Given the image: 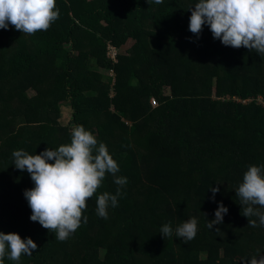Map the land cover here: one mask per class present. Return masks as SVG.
<instances>
[{
    "label": "trees",
    "instance_id": "16d2710c",
    "mask_svg": "<svg viewBox=\"0 0 264 264\" xmlns=\"http://www.w3.org/2000/svg\"><path fill=\"white\" fill-rule=\"evenodd\" d=\"M196 2L56 0L59 17L46 31L0 29V232L37 244L18 264H249L264 256V226H247L259 220L242 215L235 193L249 166L264 171V57L223 45L207 25L191 33ZM128 43L115 63L107 58L108 46ZM62 107L71 110L66 125ZM76 125L107 146L127 184L108 218L99 217L98 195L118 188L106 173L86 201L87 222L61 242L30 220L24 191L34 183L12 152L68 144ZM219 203L228 212L209 229ZM191 218L197 234L185 242L175 228ZM165 224L171 237L160 233Z\"/></svg>",
    "mask_w": 264,
    "mask_h": 264
},
{
    "label": "clouds",
    "instance_id": "9594fccd",
    "mask_svg": "<svg viewBox=\"0 0 264 264\" xmlns=\"http://www.w3.org/2000/svg\"><path fill=\"white\" fill-rule=\"evenodd\" d=\"M161 4L163 0H154ZM149 3V0H148ZM188 10L189 31L199 37L203 26L207 25L214 39L225 46L245 47L264 57V0H198ZM59 12L56 0H0V29L9 25L23 34H35L46 31L57 20ZM14 166L27 171L34 187L26 189L24 196L31 209L30 220L49 232L55 233V239L66 241L87 222L83 216L86 201L101 187L106 173L114 177L118 186L116 193L104 192L96 200V214L108 218V208L118 206L121 188L127 184L126 177L116 176L118 163L110 155L107 146L97 141L94 134L82 125L73 126L71 141L56 149L46 148L40 154L26 151L12 152ZM49 161H54L50 163ZM212 199L219 188H211ZM236 196L243 207L242 215L255 216L259 220L248 219L250 227L264 226V171L262 166L251 165L243 175V181L236 190ZM228 209L219 203L215 219L208 221L207 227L221 224ZM197 219L191 218L175 228V236L187 242L197 234ZM219 229H217L218 231ZM162 236L171 237L173 228L165 224L160 228ZM37 244L31 239H22L17 233L0 232V264L7 257L18 262L22 255L32 256ZM249 264H264V256L257 259L252 256Z\"/></svg>",
    "mask_w": 264,
    "mask_h": 264
},
{
    "label": "rangeland",
    "instance_id": "374dc122",
    "mask_svg": "<svg viewBox=\"0 0 264 264\" xmlns=\"http://www.w3.org/2000/svg\"><path fill=\"white\" fill-rule=\"evenodd\" d=\"M153 45H156V44L153 43ZM130 46H131V44L128 43L122 49L116 50L115 56L118 55V54H124V53L127 54L128 52H130ZM115 56L111 55V56H109V59H110V57H114V59H115ZM106 75H108L109 77L113 76L112 73H108ZM166 94H167V96H169V92H166ZM28 97L33 99L34 98V93L32 91H30L28 93ZM258 100H259V103L264 105V101H263V99L261 97H259ZM152 101H153V99H151V102H150L151 106L153 107V109L157 108L158 104H157V106H154L152 104ZM247 103H248V100H247ZM70 115H71V110L69 108L62 107V109H61V117L58 120L59 123H61V125H66L68 123V121H69Z\"/></svg>",
    "mask_w": 264,
    "mask_h": 264
},
{
    "label": "built area",
    "instance_id": "2783aa9c",
    "mask_svg": "<svg viewBox=\"0 0 264 264\" xmlns=\"http://www.w3.org/2000/svg\"><path fill=\"white\" fill-rule=\"evenodd\" d=\"M115 53H116V49L113 48V47L108 46V48H107V54H106L107 58L109 59V56H111V55L115 56ZM109 60L112 61V62H114V63L116 62V59H114V57H110ZM152 104L154 106H157V104H156V102L154 100L152 101Z\"/></svg>",
    "mask_w": 264,
    "mask_h": 264
}]
</instances>
